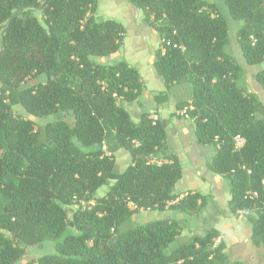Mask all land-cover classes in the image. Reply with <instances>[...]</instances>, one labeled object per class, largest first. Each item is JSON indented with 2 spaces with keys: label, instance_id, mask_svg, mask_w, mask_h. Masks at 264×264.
I'll return each mask as SVG.
<instances>
[{
  "label": "trees",
  "instance_id": "16d2710c",
  "mask_svg": "<svg viewBox=\"0 0 264 264\" xmlns=\"http://www.w3.org/2000/svg\"><path fill=\"white\" fill-rule=\"evenodd\" d=\"M126 1L159 37L152 68L166 91L190 87L177 109H186L197 143L213 148L207 170L226 182L229 212L254 216L251 237L264 256V104L225 50L227 23L207 0ZM98 4L0 0V264H17L27 248L48 242L54 252L25 264H225L223 245L212 247L214 229L171 248L180 222L130 226L141 210L163 212L175 202L168 208L193 215L206 201L174 193L183 171L167 154V121L152 124L142 112L135 123L124 108L145 88L125 60L100 62L119 52L126 33L115 20L96 19ZM225 4L240 23L245 64L264 65V0ZM252 78L264 92V67ZM167 100L166 92L154 97ZM16 107L42 120V130ZM119 149L130 158L122 172Z\"/></svg>",
  "mask_w": 264,
  "mask_h": 264
},
{
  "label": "crops",
  "instance_id": "0c3cea01",
  "mask_svg": "<svg viewBox=\"0 0 264 264\" xmlns=\"http://www.w3.org/2000/svg\"><path fill=\"white\" fill-rule=\"evenodd\" d=\"M142 33L145 38L150 35L149 37L154 40V45L151 48L152 50L157 49L159 45V37L157 33L149 27L143 30ZM142 41L143 40H141V42H138V46L140 50L143 49L142 51H144L145 47ZM139 44H142V46H140ZM152 57L153 56H151L149 60L151 68ZM101 60H103V58L100 59V62H102ZM128 64L130 65V63ZM138 64L139 62L137 63V65ZM151 68V75L148 78H145L142 73L138 71L145 90L140 97L139 102L137 103L141 104L142 106H148V109L145 111H137L135 109V111L137 112L136 114H134L135 118L131 117L132 121L137 123L138 117L142 112L150 111L156 112L159 119L167 121V154H174L178 158L179 163L182 165L183 171L182 178L174 188V193L176 195H179V199L185 196L187 193L197 192L205 197L206 202H210L211 204L220 202L225 207H228L227 203L230 199V194L226 182L220 176L213 175L207 170V164L211 160L214 151L213 153L210 152L205 157L203 162H196V159L194 160L193 157V160L185 162L182 160L180 153L178 152L179 147L184 146L186 149H191L190 145H198L194 136L192 122L187 118L179 116L178 113L182 110L177 109L179 103L183 102L184 100L190 99V87L187 84H182L174 86L172 89L166 91L162 81L156 76L153 68ZM246 72L247 76L250 77L248 78L250 81L248 91L255 93L258 96L259 100L264 104V99L262 98L264 96V92L261 88L258 87L257 83L252 78L254 73L256 72V69L249 68L246 70ZM155 91H157L158 93L166 92L168 94V100L161 104L155 103L154 97L158 94L155 93ZM151 92H153V94H151ZM144 98L148 100L147 103L143 101ZM139 104L137 107H139ZM123 106L125 109L127 108V104H123ZM182 119L185 121H182ZM212 150L213 148L211 149V151ZM118 153H122L126 157L128 155L127 163L129 164V154L125 150L119 149L114 153V159L115 155ZM160 160L163 161V159ZM127 165L125 166V168L127 167ZM174 203L175 202L169 203L163 213L166 214V217L164 218L174 219L182 224V231L177 237V240H179L180 237L188 236V241H190L192 238L201 236L208 230L214 229L219 233L218 238L221 239V244L223 245L222 254L225 264L236 261L243 264H264L263 251L260 246L256 245L253 242V239L251 237V227L254 222L253 215H242L241 213H239L237 216H233L229 212V216H222L221 214H219V212L216 211L212 226H210V228L204 227L201 235H197L192 227L191 229L186 230L183 226V223H187L186 217H188L189 215L178 213L168 208L171 205H174ZM141 212L142 210L139 213ZM152 212L156 213L157 211ZM153 219L158 220L161 219V217L159 215H156ZM227 257H230V259L232 260L227 261Z\"/></svg>",
  "mask_w": 264,
  "mask_h": 264
},
{
  "label": "rangeland",
  "instance_id": "374dc122",
  "mask_svg": "<svg viewBox=\"0 0 264 264\" xmlns=\"http://www.w3.org/2000/svg\"><path fill=\"white\" fill-rule=\"evenodd\" d=\"M211 3H213L218 13L220 14L221 18L227 23L228 25V44L225 48L226 52L232 55L236 61V63L241 66L244 69H262L264 65H257V66H247L245 64V61L242 57V53L239 47V44L237 42V31L240 27V23L236 22L227 13V8L225 4V0H207ZM97 20H115L123 25L125 28V39H124V45L119 50L118 53L103 58L101 60L104 63H115L121 60H125L134 68H136L138 71L142 73V75L145 78H148L150 73V57L153 55L155 50H152V46L154 45V40L151 37H144L143 30L148 28L145 23L143 22V16L142 13L134 8L131 4H129L126 0H99L98 4V11L96 15ZM1 34V31H0ZM143 38V39H142ZM144 43L145 50L142 51L139 49L138 42ZM142 46V44H139ZM142 51V52H141ZM139 64L137 65V63ZM152 69V68H151ZM154 71V70H153ZM249 76H246L245 84L247 87H249ZM258 85V84H257ZM147 87V82H146ZM260 88V86L258 85ZM155 93H158L155 91ZM150 94V93H149ZM153 94V92H151ZM262 95V92H261ZM264 99V96L262 97ZM190 100V99H188ZM188 100H184L187 102ZM145 103H147L148 100L145 98L143 99ZM139 103L135 102L133 104H127V110L132 118H135V115L137 111H145L148 109V106L141 105ZM135 109L137 111H135ZM16 114L22 116L24 119L30 120L35 124V129L38 131L42 130V126L44 125V122L40 119L34 118L32 116H28L23 109L16 107L13 110ZM132 112V113H131ZM182 121H185L182 119ZM199 145V146H198ZM190 145L191 149H186L184 146L179 147L178 152L180 153V156L183 161H191L193 160L192 157L196 162H203L205 157L211 152L213 153V150L211 151V147L209 146H202L200 144ZM128 157V155H127ZM127 157L122 154L118 153L115 155V161L117 164V172H122L125 169V166L127 163ZM129 165V164H128ZM127 165V166H128ZM182 166V165H181ZM106 190V187H102L97 192V195H102ZM219 212L222 216H229V209L228 207H225L220 202L211 204L210 202H206L205 205L201 208V210L197 214L189 215L186 217L187 223H183V226L186 230L194 229L197 235H201V232L204 227L210 228L212 226V222L214 221L215 212ZM159 215L162 218L166 217V214L163 212L157 211L156 213L152 211L142 210L141 213H138L133 216L132 222L130 223V226L144 224L146 222L155 220L153 219L154 216ZM184 222V221H183ZM185 235V234H184ZM188 236L180 237L179 240H175L171 244V248L177 247L181 244L187 243ZM54 252L53 249V243L48 242L44 245L43 248L38 249L35 248H27L26 254L20 260L17 264H25L28 260L34 259L37 257H40L45 254H51ZM232 260L230 257H227V261Z\"/></svg>",
  "mask_w": 264,
  "mask_h": 264
},
{
  "label": "built area",
  "instance_id": "2783aa9c",
  "mask_svg": "<svg viewBox=\"0 0 264 264\" xmlns=\"http://www.w3.org/2000/svg\"><path fill=\"white\" fill-rule=\"evenodd\" d=\"M186 109L184 108L182 111H180L179 113H178V115L179 116H182V117H184V118H187V115H186ZM148 118L150 119V121L152 122V124H154L156 121H158V119H159V117H158V115H157V113L156 112H154V111H150L149 112V116H148ZM242 144H243V140L241 139V138H236V147L237 148H239V147H241L242 146ZM103 149L105 150L106 148H105V145H103ZM153 162L154 163H157V164H160V163H162L163 161H161V160H157V161H155V160H153ZM247 196L250 198V199H256L257 198V193H251V192H248L247 193ZM241 214L242 215H246V213L245 212H241ZM221 244V239L220 238H216L214 241H213V245H212V247L213 248H215V247H217L218 245H220Z\"/></svg>",
  "mask_w": 264,
  "mask_h": 264
}]
</instances>
